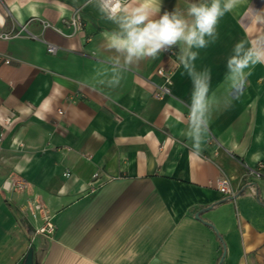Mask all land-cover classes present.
Segmentation results:
<instances>
[{"label":"crops","instance_id":"crops-1","mask_svg":"<svg viewBox=\"0 0 264 264\" xmlns=\"http://www.w3.org/2000/svg\"><path fill=\"white\" fill-rule=\"evenodd\" d=\"M191 2L160 0V13ZM77 9L84 28L65 37ZM25 23L36 39L0 38V264H23L29 249L34 264H264V180L252 192L245 173L264 162V63L245 69L242 90L229 92L226 75L238 44L264 47V0H240L215 41L194 49L221 100L199 153L186 135L193 83L179 47L110 86L101 33L116 26L96 1L0 0V35ZM162 85L170 93L157 99ZM223 175L232 200L214 188ZM11 178L26 188L5 192ZM34 201L50 236L35 234Z\"/></svg>","mask_w":264,"mask_h":264},{"label":"clouds","instance_id":"clouds-1","mask_svg":"<svg viewBox=\"0 0 264 264\" xmlns=\"http://www.w3.org/2000/svg\"><path fill=\"white\" fill-rule=\"evenodd\" d=\"M104 19L116 27L102 32L104 49L112 55L107 57L105 69L110 75L107 83L115 86L123 72L141 61L155 59L163 51L179 47V60L192 79L188 131L196 153L201 151L202 137L208 131L213 109L221 103L210 92V69L197 72L194 61L198 51L214 42L219 20L232 11L240 0H195L185 10L174 9L160 13V0H96ZM227 62L229 92L242 90L246 82L245 69L264 63V47L254 51L244 50L242 44ZM105 81H101L104 83Z\"/></svg>","mask_w":264,"mask_h":264},{"label":"built area","instance_id":"built-area-1","mask_svg":"<svg viewBox=\"0 0 264 264\" xmlns=\"http://www.w3.org/2000/svg\"><path fill=\"white\" fill-rule=\"evenodd\" d=\"M93 1H96V0H93ZM79 11H80L79 9L75 10L68 20L63 21L65 26L70 30L69 34L67 35L62 34L63 36L70 37V36L76 35L77 33H80L83 30L84 22L80 18ZM41 23H42L43 30H47L49 28V29H52L54 32L61 35V33H59V31H57L56 28L52 26V24L45 23L43 21ZM19 36H25L33 40L36 39L34 35L32 36L27 31L26 23L19 24V27L16 31L6 32L5 34L0 35V38L5 40V39L16 38ZM55 49L56 47L53 44L51 43L45 44V52L49 54H54L56 52ZM9 61H10V57H6V59L4 60V63L5 64L9 63ZM158 74L161 75V72H158ZM166 83H169L168 79H166ZM157 89H158V93L155 95L157 99H162L163 96L169 95L170 93V90H168V87L166 85H162V87H157ZM245 173H246V180L249 184L250 189L252 190V192H255V187H253L254 183L260 180H264V162L258 163L255 167L246 168ZM65 176H67V174ZM213 185H214V188H216V190L220 193L221 196H224L226 198L235 197V192L233 188H231V182L227 176L223 175L222 177L217 179ZM24 188H26L25 181L17 179V178H11L8 181L4 182V184L2 185V189L5 192L23 191ZM29 211L33 219H35L36 213H41V214L43 213V210L39 207V203L35 201L31 205H29ZM42 221L44 222L43 225L35 229V234L36 235L42 234V235L50 236L53 233V229H54L52 222L46 215H43V214H42Z\"/></svg>","mask_w":264,"mask_h":264},{"label":"water","instance_id":"water-1","mask_svg":"<svg viewBox=\"0 0 264 264\" xmlns=\"http://www.w3.org/2000/svg\"><path fill=\"white\" fill-rule=\"evenodd\" d=\"M236 197V196H235ZM234 197V198H235ZM234 198H227L228 200H232V199H234ZM202 211H206V210H202ZM202 211H200V212H198L196 215H195V217H196V219H198V220H201V218L199 217V215L202 213ZM202 221V220H201ZM203 222V221H202ZM206 226H210L211 228H212V230L215 232V234L218 236V231H216V229L209 223H206V222H203ZM218 238H219V236H218ZM220 239V238H219ZM221 260L218 262V264H221V262H222V257L220 258ZM23 264H34L33 263V250H31V249H29L28 250V252H27V254H26V257H25V259H24V262H23Z\"/></svg>","mask_w":264,"mask_h":264},{"label":"rangeland","instance_id":"rangeland-1","mask_svg":"<svg viewBox=\"0 0 264 264\" xmlns=\"http://www.w3.org/2000/svg\"><path fill=\"white\" fill-rule=\"evenodd\" d=\"M11 192H13V191H11Z\"/></svg>","mask_w":264,"mask_h":264}]
</instances>
